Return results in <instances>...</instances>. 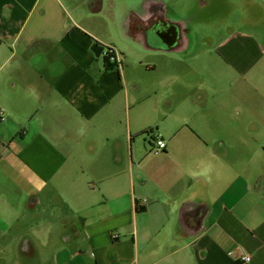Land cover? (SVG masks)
<instances>
[{"label":"crops","instance_id":"crops-1","mask_svg":"<svg viewBox=\"0 0 264 264\" xmlns=\"http://www.w3.org/2000/svg\"><path fill=\"white\" fill-rule=\"evenodd\" d=\"M160 19L0 0V264H264V108L240 105L264 96V40L204 49L220 89L176 73Z\"/></svg>","mask_w":264,"mask_h":264},{"label":"rangeland","instance_id":"rangeland-1","mask_svg":"<svg viewBox=\"0 0 264 264\" xmlns=\"http://www.w3.org/2000/svg\"><path fill=\"white\" fill-rule=\"evenodd\" d=\"M116 1H118V10L123 13L134 10L139 13L148 14L157 8L158 14H161L166 20L177 27V48L173 50L177 57L176 73L183 74L188 72L194 75L195 71L190 68L188 69L187 64L199 65L201 69H199L198 73L203 74L211 81L217 80L220 89H229L224 82L227 81L228 77H232V73L221 71L220 69L217 70V67L213 65L211 60L205 59V51L207 50L204 49H213L231 32H246L264 40V0ZM117 32V29L114 30V34L120 39ZM116 42L118 45H122L121 42ZM262 72L260 71L255 76L264 75ZM219 79H222L224 82H219ZM261 84V82L258 83L264 89L263 84ZM244 95L246 96L242 97L241 106L255 105L264 108L263 94L262 96L258 94ZM248 96L249 98H247ZM156 102V98H149L141 105L148 107L155 105ZM144 139L139 138V144L141 149L145 151L150 146L148 142L149 136Z\"/></svg>","mask_w":264,"mask_h":264},{"label":"built area","instance_id":"built-area-1","mask_svg":"<svg viewBox=\"0 0 264 264\" xmlns=\"http://www.w3.org/2000/svg\"><path fill=\"white\" fill-rule=\"evenodd\" d=\"M108 47V48H107ZM105 55L109 56V61L112 63H115V65L118 68H121V59H120V54L118 53L117 49L114 46H107ZM166 147V142L162 138H158L155 141V147H154V152L158 153L161 152L165 149ZM146 200H143L142 203H144ZM117 235H114V237ZM231 257L234 258H240L242 261L248 263L251 261V254L249 253H242L240 249H235L230 253Z\"/></svg>","mask_w":264,"mask_h":264},{"label":"flooded vegetation","instance_id":"flooded-vegetation-1","mask_svg":"<svg viewBox=\"0 0 264 264\" xmlns=\"http://www.w3.org/2000/svg\"><path fill=\"white\" fill-rule=\"evenodd\" d=\"M155 24H157V26H159L161 29L164 30V35H167V32H171L173 30H175L176 26L174 24H172L171 22H169L166 19H160L158 20Z\"/></svg>","mask_w":264,"mask_h":264},{"label":"water","instance_id":"water-1","mask_svg":"<svg viewBox=\"0 0 264 264\" xmlns=\"http://www.w3.org/2000/svg\"><path fill=\"white\" fill-rule=\"evenodd\" d=\"M163 37L169 44L174 45L178 37L177 27L175 28V30L171 32H167V35L166 36L164 35Z\"/></svg>","mask_w":264,"mask_h":264},{"label":"trees","instance_id":"trees-1","mask_svg":"<svg viewBox=\"0 0 264 264\" xmlns=\"http://www.w3.org/2000/svg\"><path fill=\"white\" fill-rule=\"evenodd\" d=\"M107 48H108V47H107ZM105 60H106V62L111 63L112 66H115V63H112V62L109 61V56H108V55L105 56ZM144 132H147V130L144 131Z\"/></svg>","mask_w":264,"mask_h":264}]
</instances>
